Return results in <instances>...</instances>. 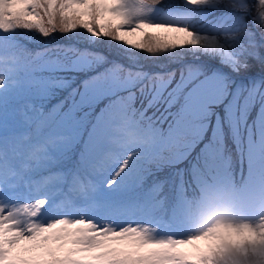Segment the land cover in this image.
Returning <instances> with one entry per match:
<instances>
[{
  "label": "snow or ice",
  "instance_id": "obj_1",
  "mask_svg": "<svg viewBox=\"0 0 264 264\" xmlns=\"http://www.w3.org/2000/svg\"><path fill=\"white\" fill-rule=\"evenodd\" d=\"M213 2L187 0L193 6ZM218 2L224 3V0ZM237 2L248 4V0ZM160 3L161 0H0V31L38 30L48 36L82 28L96 38H109L149 53L200 45L201 37L187 27L146 19ZM256 4L259 24L264 27V0H256ZM109 14L112 19H108ZM145 29L181 35L169 38ZM137 32H143L141 42L133 44L126 39ZM203 42L209 48H224L215 37H204ZM95 87L100 94L108 90L103 77ZM198 88L199 85H193L187 94L186 108L195 104ZM178 130L179 121L175 131ZM48 143H55V137ZM17 151L15 146L9 147L0 140V264H264V204L253 217L239 211L230 200H206L201 205V227L187 238L157 237L152 227L140 224L115 228L102 227L85 217L48 219L45 216L50 203L47 196L27 202L3 198L33 182L28 179L31 156L22 166L18 165L17 160L26 154L17 156ZM46 151L47 147L43 153ZM127 166L125 162L121 171ZM252 178L255 179L254 169ZM37 182L49 183L47 178ZM200 241L209 242L206 251L195 257L183 251Z\"/></svg>",
  "mask_w": 264,
  "mask_h": 264
},
{
  "label": "rangeland",
  "instance_id": "obj_2",
  "mask_svg": "<svg viewBox=\"0 0 264 264\" xmlns=\"http://www.w3.org/2000/svg\"><path fill=\"white\" fill-rule=\"evenodd\" d=\"M249 1H251V9L254 6L257 7L256 0H248V3ZM161 2L167 3L170 8L160 11L155 7V9L146 16V19H149L154 23H159V21L167 22L165 20L181 17L186 8L198 7L190 5L189 3H187V0H161ZM217 2L218 0H214L213 4L211 5L215 6ZM249 6L245 7L248 9L247 12H250ZM189 12L192 13V11ZM112 18L113 17L111 15L108 16V19ZM256 19L259 20L258 17ZM257 23L259 24V22ZM228 26L229 25H227V27ZM260 29L259 32H263L264 27H261ZM145 32H154L157 35L167 36L169 38L176 37L154 30H146ZM62 35L71 36L84 43L102 48L107 51L112 57L114 56L122 58L125 56V53H129L127 54V58L130 61L132 60L133 56L143 57V59L139 61L140 63H143V66H151L161 70H165L161 68L162 64H166L167 66L169 65V67H172L174 65L184 66L185 60L187 59L186 54L190 51L194 52V54L197 52H204L209 54L211 53V55H218L220 59L219 61L211 58L212 60H215L217 62L213 65H211V63H206L205 66L207 67V69L204 70L203 77H201L200 72H196L195 70H193L182 76L180 80L178 79L179 82L176 83L177 85L173 87L171 83V76H169L164 80L157 81L151 88H148L147 90L144 89V92L146 98L148 96H151L153 98V104L150 105L157 106L159 104L158 101L160 100L159 93L162 90L166 91L169 87H172L167 91L168 103H172L173 96H175L176 94H180L181 92L183 93L181 106H183L185 104L186 96L191 91L192 86L199 85L196 102L190 108H186L184 110L185 115L202 113L201 115L203 116L207 113L209 105L213 103V108L207 115L209 117L211 114H217L219 112L218 109H221L223 107L221 103L229 100L228 103L224 105L229 106V108L227 110V107H224L223 112L225 114L228 111L225 114V118L232 126L231 134L235 142L237 143V145L241 146L235 150V153L241 160L246 162L249 168L246 172V175L248 177H246V181L243 184V196L241 198L242 202L240 205L236 206L239 211H245L241 207L243 206V204H246V212L249 215L254 217L257 214L260 205L264 204V81H260L250 87L242 88L243 91L236 92L234 96L232 92H224L225 75L228 74L225 70L232 69L233 71H238L240 69L238 66L239 51L236 47L240 46L241 44L233 43L227 38L223 39L220 37H216L217 41L220 44L224 45V48H209L206 47L205 43L203 42L204 35L198 33L197 35L202 39V43L198 46L178 47L177 51L176 49L174 50V53L176 54H172V51H170V49L161 50L153 54H149L147 50H137L133 47L127 46L122 42H118L109 38H96L86 30L81 31V28L69 31L68 34ZM142 36L143 33L136 41L133 42V44L141 42ZM252 38L253 35L250 32H248L244 37V39L249 40ZM261 38L264 39V33L261 35ZM227 42H229L231 45H227ZM177 43L180 44L181 41L178 40ZM253 47L254 49L258 50L256 48V45H253ZM68 62L72 69H77L84 72L87 68H89L91 58L87 56L77 55L76 57H68ZM193 62L196 61L193 60ZM59 64L60 63L58 62L50 61L42 63V68L47 69L48 74L37 73L34 78L38 79L39 82L44 81V84L41 86H33V84L31 85L29 83H25L23 89H21V92L23 91L24 95L21 96L19 93H17L14 97L23 98L26 95L31 94L36 98H41L45 92L49 91L55 85L56 79L54 75L57 73L56 71L59 68ZM214 65H218L219 71L212 69V66ZM33 70L37 71L39 70V68L35 67ZM210 70H212V72H210ZM29 78L30 77L28 76L24 80H28ZM108 78V81L105 82L108 86V90L104 94H100L95 87L98 79L94 76L91 77V79H89V82L86 81L87 84L80 91V95L79 97H77L78 99L71 105H67L62 101L52 108L51 120L55 117L57 118V123L59 122L55 126L57 127V130L62 129L64 131L70 132V138L63 141L60 140L58 143V147L60 148L58 149V147L54 146V149L57 152L58 156L62 157V159L71 158L73 155V151L75 150L74 148L79 144L78 140L83 131V128L87 124V115L84 116V113L74 112V110L78 107H81L82 105L92 108L96 103L100 101L102 96L115 93V90L118 89L122 92L118 95L115 94L114 99L112 101H107L101 108L97 123L89 131L88 137L83 143L84 151L80 156V164L84 167L89 165V168L92 170V172L101 180V184L96 187L88 197H86L85 199L80 198L77 202H75L74 209H79L78 212H76L74 209L72 211V213L75 214L73 215L75 216L73 218L85 217L91 220L92 218H88L90 216H88L87 210H89V208L91 210L97 208L95 206L99 205L101 206V208L99 212H96V214L100 215L103 220L98 221L95 219V222L100 224L102 227L105 225H111L115 228H121L130 222L123 223V220H121L120 218V216L123 214V210L121 208L116 210V206L112 204L114 202L111 201L115 196L119 195L121 191L127 190L130 185L135 184L139 175L137 169H134L130 166H127V168H124L121 171L122 166L125 162L129 164L133 160L132 158L138 155H141L140 157H144L147 161H150L155 158L156 154L152 152L151 149H149L152 146H149L148 143L146 144L145 140L139 143H134L135 141H130L127 139V137L130 138V136L140 134V132L138 131L131 132L126 127V123H128V121H126L125 119L126 115H128L129 111L131 110L129 109V107H127V103H125V100L130 101L133 98L134 90H132V86H135V83L127 73H125V76H123L122 78L119 76L117 77L116 69L110 70V72L108 73ZM226 81L228 84H230L228 80ZM35 82L37 81L35 80ZM234 85H236L235 82H233L232 87ZM138 86H141V84H139ZM73 89L74 88H72V90ZM14 93L15 91L12 88L6 86V84H4L2 88H0V108L1 106L3 107V103L8 102L9 97L13 96ZM123 94H125V100L123 98ZM239 97H241V99L237 100ZM11 105L14 107V104ZM11 105H9L6 109H10L12 107ZM145 105L146 107L150 106L147 104ZM214 106L217 107V110H215ZM32 109L33 111L37 110V114H40L43 107L38 104ZM252 111L254 112L253 115L255 117L248 116L249 112L251 113ZM13 118H15L14 120H21V125L24 121V118L29 120L31 117L29 113L22 111L19 106L12 113H6L1 109L0 122H4L6 119L11 120ZM246 119H248V122H246ZM138 120V117L134 118V122H137ZM204 127L205 125L201 126L199 124H195L194 126H191V129H193L196 134ZM111 128L115 130V137H113L112 140L109 138L108 134V129L111 130ZM243 130L244 132H242ZM254 133H256L257 136H255ZM50 139L51 138H48L47 141L49 142ZM44 140L45 136H42L39 142L43 143L44 145H48V143H45ZM209 140L210 139L202 144L201 149H203V151H200V154H196L194 160V168L196 172L201 167L200 163L204 164V166H208L207 168L210 171H208L209 175L211 172H215V174L213 173V175L210 176L213 182L202 177L201 173L203 169L200 171L199 175L195 173V176L198 178L199 182L197 181L198 185H194V187H198L202 190V199L200 202H198L199 204H203L206 200H227L228 198L226 183L227 178L225 177V171L223 167L225 164L224 162H220L217 165H213L211 163V161L213 160V156L220 158L222 157V154L219 152L214 153L216 149L213 146H205V144ZM52 144L53 143H51V145ZM141 144H143V146H141ZM163 147L164 146L161 144L160 146H157V149H162ZM114 152H116V155L118 156L119 164H117L116 160L114 159ZM33 166L34 165H32L31 167L32 169ZM242 168L243 164L241 165L239 163V169L242 170ZM253 169L255 171V179L252 178ZM33 172L34 170L32 171V173ZM220 173L224 176V179L223 177H221ZM113 180H115V183H112ZM72 188L76 193L75 183L72 184ZM45 194V196H49L48 193ZM57 194L58 193H53L52 195H50V200H52L53 198L57 199ZM94 199L99 200L94 201ZM184 210L185 208L179 210L176 214V217L178 218L177 224L179 226H182L183 228L182 231L184 234L182 235V237L177 236L178 234L175 232H171L172 234H170L168 233V231H157L156 225L153 226V229L155 231L154 234L157 237L163 238H166L168 236H173L175 238H187L190 235L196 234L200 227L198 229L189 228L184 231L185 227L190 222L186 220L184 216ZM100 212L108 215L104 217V215ZM55 215L56 214H54L53 216ZM53 216L52 218L60 217L59 214L56 217ZM46 217L48 219H51V217ZM154 218L155 217H153L152 214H146L142 215L138 220L142 223V225L149 227L150 222ZM45 222H47V219L45 220ZM179 231V229L176 230V232ZM208 243L206 244V246L192 244L194 249H186L185 247L183 251L187 252L190 256L195 257L198 253L207 250Z\"/></svg>",
  "mask_w": 264,
  "mask_h": 264
},
{
  "label": "trees",
  "instance_id": "obj_3",
  "mask_svg": "<svg viewBox=\"0 0 264 264\" xmlns=\"http://www.w3.org/2000/svg\"><path fill=\"white\" fill-rule=\"evenodd\" d=\"M232 4H235L236 6L233 7ZM219 7L217 9H213V8H209L206 7L203 9L204 12H206L207 14H211L215 16L221 15V16H230L233 18H242L246 23L243 25H240L241 28L235 30V36L233 37L234 42L233 43H239L241 44L240 46L236 47L239 51V56H238V66H239V74L240 78H239V86H244V85H250L252 84L254 81L259 79L264 80V39L261 38V33L263 32H259L260 24L257 23V28L258 30H256L255 28H253L252 24H251V17L249 15H247L243 9L248 5H241L240 3L237 2V0H224V3H219L218 2ZM252 14L254 15L255 19L258 17V11H257V7L254 6L252 8ZM257 22H259L258 19H256ZM84 29L81 28V31H83ZM261 30V29H260ZM250 32L253 35L252 39H244V37L246 36V34ZM62 34H68V33H63L60 31H57L53 34H50L48 36H44L41 33L37 34V38L38 40L32 44H30L29 46H27V50H25V54L26 56H31L32 54H35V49H36V45L39 42H43L45 40H47L48 42L51 41V39H59V40H66L69 39L67 37H71V36H65ZM34 34H32L33 36ZM222 38V37H221ZM228 45H231L228 42ZM253 45H256V49H254ZM91 47H93L96 51L99 52H103L105 54L104 58H109L112 57L107 51H105L102 48H99L97 46L91 45ZM233 46V45H232ZM235 47V46H234ZM201 50V49H200ZM170 51H172V54H176L174 53L175 51L173 49H170ZM177 51V49H176ZM184 52V51H183ZM189 52V51H188ZM170 53V52H169ZM127 54L129 53H125V56L122 57L121 59L123 61H125L126 63L132 65L133 70H131L132 72L134 71V74H136L135 71H137V75L140 76H145L148 73H150L152 70H161V69H156L155 67H151V66H146V65H142L143 63H140L139 61L141 59H143V57H138V56H133L132 60L130 61L127 58ZM150 54V53H149ZM153 54V53H152ZM132 55V54H131ZM199 56V57H197ZM187 59L185 60L184 66H180L179 68L176 69L175 73L176 75H178L181 71H185L191 68H203L201 66V64L199 63H203L204 61L207 63H211V65H213L214 63H216L217 61L215 60H220L218 55H211V53H204V52H197L194 54V52L190 51L189 53L186 54ZM130 58V57H129ZM201 58V59H200ZM211 58L215 59L212 60ZM193 60H195L196 62H193ZM169 61V60H168ZM202 61V62H201ZM166 63V62H163ZM162 69H166V68H170L169 65L167 66L166 64H162L161 65ZM175 66V65H174ZM215 66V65H214ZM214 66H212V69H214ZM217 66V65H216ZM162 75V74H160ZM167 75V74H164ZM161 76H150L147 77L146 80H144L142 78L143 81V86H145L146 89L149 88L151 82H156L158 80V78ZM154 79V80H152ZM236 88H234V90L232 91V94L234 95ZM163 107V106H162ZM161 107V108H162ZM142 109H145V103L142 105L141 107ZM145 116H144V124H141L140 126H138L136 128V130H139L141 128V130L144 131V128L148 125V121H152L153 118H157L156 121L160 122V128L162 131H164L165 126L167 124V122L173 117V115L168 119V121L166 120L165 122H161L160 119L166 117L167 115L171 114L170 108L167 112L163 113V110H161V114L159 113L157 116L153 117L151 116V114H149V110L146 109L145 110ZM189 119V116L187 115H183L182 116V121L183 122H187ZM115 132V131H114ZM87 131L85 132V136H86ZM210 137V133L207 135ZM188 137V138H187ZM85 141V139H84ZM83 141V142H84ZM83 146V144L81 143L78 146V150L81 149ZM195 147V149H194ZM167 149H165L164 151H158V150H154V153L157 156V160L154 163H151L149 161H146L144 158L139 157L133 160L132 162V167H138L141 172H149L151 171L152 174L149 176V178L147 179L144 178L143 182L145 184H143L142 189L148 191V182H150L151 180H154L155 176H157L158 179L156 180H162L164 181V179L167 182H171L174 185H177L179 180H180V175L183 173V169L185 170L186 166L189 165L190 163H193V158L194 156L198 153L199 148H197V143L194 142V140H191V135L188 136H183L178 138L177 141H172L170 142V144L166 147ZM76 157V155H75ZM177 196L175 194H172V200H176Z\"/></svg>",
  "mask_w": 264,
  "mask_h": 264
},
{
  "label": "bare ground",
  "instance_id": "obj_4",
  "mask_svg": "<svg viewBox=\"0 0 264 264\" xmlns=\"http://www.w3.org/2000/svg\"><path fill=\"white\" fill-rule=\"evenodd\" d=\"M109 15H111V14H109ZM146 30H154V31H158V32H161V33H164V34H167V35H171V36L181 35V34H177V33H167V32H165L164 30H160V29H145L144 31H146ZM142 33H143V32H137V33L134 34V35L127 36L126 39H129V40H131L132 42H134V41H136V40L139 38V36H140ZM208 38H213V37H208ZM113 58H114L115 60L121 62V63L123 62V60L121 59V57L119 58V57H114V56H113ZM126 73H128V72L126 71ZM207 243H208V241H200V242H197L198 245H203V246H206ZM186 249H191V250H192V249H194V248H193L192 245H189V246L186 247Z\"/></svg>",
  "mask_w": 264,
  "mask_h": 264
}]
</instances>
